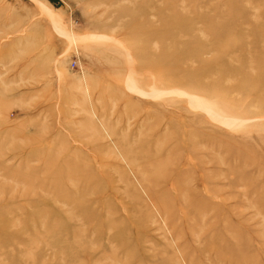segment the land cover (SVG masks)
I'll return each instance as SVG.
<instances>
[{
    "label": "rangeland",
    "instance_id": "obj_1",
    "mask_svg": "<svg viewBox=\"0 0 264 264\" xmlns=\"http://www.w3.org/2000/svg\"><path fill=\"white\" fill-rule=\"evenodd\" d=\"M0 264H264V0H0Z\"/></svg>",
    "mask_w": 264,
    "mask_h": 264
},
{
    "label": "bare ground",
    "instance_id": "obj_2",
    "mask_svg": "<svg viewBox=\"0 0 264 264\" xmlns=\"http://www.w3.org/2000/svg\"><path fill=\"white\" fill-rule=\"evenodd\" d=\"M155 95L157 96V95H162V94L159 93V92H156V91H155ZM155 95H154V96H155ZM209 143L212 144V142H209ZM201 172H202V171H201ZM236 250L238 251V249H236ZM237 251H236V252H237ZM240 257H241V256H240Z\"/></svg>",
    "mask_w": 264,
    "mask_h": 264
},
{
    "label": "built area",
    "instance_id": "obj_3",
    "mask_svg": "<svg viewBox=\"0 0 264 264\" xmlns=\"http://www.w3.org/2000/svg\"><path fill=\"white\" fill-rule=\"evenodd\" d=\"M75 63H76L75 61L72 62L73 65H75Z\"/></svg>",
    "mask_w": 264,
    "mask_h": 264
}]
</instances>
